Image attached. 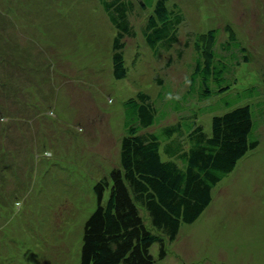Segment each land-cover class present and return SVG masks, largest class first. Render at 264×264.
I'll return each mask as SVG.
<instances>
[{"label":"rangeland","instance_id":"1","mask_svg":"<svg viewBox=\"0 0 264 264\" xmlns=\"http://www.w3.org/2000/svg\"><path fill=\"white\" fill-rule=\"evenodd\" d=\"M176 2L185 16L180 45L159 61L143 41L149 11L135 0V35L124 39L129 75L117 80L116 31L101 1L0 0V264H80L93 188L120 164L123 103L139 91L162 105L182 98L197 33L219 28L225 55L232 26L250 55L229 76L238 79L234 90L261 84L264 100V0ZM211 116L200 119L207 133ZM257 132L258 148L213 189L210 206L168 243L161 264H264V117Z\"/></svg>","mask_w":264,"mask_h":264},{"label":"trees","instance_id":"2","mask_svg":"<svg viewBox=\"0 0 264 264\" xmlns=\"http://www.w3.org/2000/svg\"><path fill=\"white\" fill-rule=\"evenodd\" d=\"M99 1L116 31L112 66L115 79L121 80L129 75L124 39L135 35L129 19L135 0ZM176 1L138 0L142 10L149 11L143 41L154 60L180 45L185 16ZM227 31L228 42L221 44L225 55L218 51L219 28L197 33L195 65L182 98L162 105L139 91L123 103L126 134L120 164L93 188L96 207L84 225L80 264H161L168 243L200 218L210 206L213 189L260 145L261 84L234 90L238 79L229 76L249 63L250 55L234 28L228 25ZM2 65L9 68L7 62ZM157 73L156 84L165 85ZM173 114H179L175 121L149 130ZM207 115H212L210 133L200 120Z\"/></svg>","mask_w":264,"mask_h":264}]
</instances>
